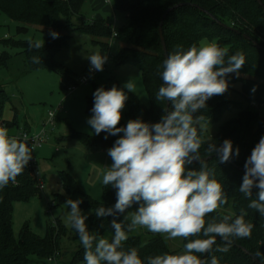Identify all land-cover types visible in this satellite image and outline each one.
Returning <instances> with one entry per match:
<instances>
[{"label":"trees","instance_id":"16d2710c","mask_svg":"<svg viewBox=\"0 0 264 264\" xmlns=\"http://www.w3.org/2000/svg\"><path fill=\"white\" fill-rule=\"evenodd\" d=\"M86 0H0V13L6 14L10 19L22 23L20 28L25 30L28 26H42L51 28L46 31L47 41L43 48L37 50L29 48V40H1L6 46L19 47L20 54L25 57L28 71L52 69L62 76L63 87H68L76 82L73 71L57 60V54L65 48L74 32L87 34L93 38V42L100 44L105 49L109 48V40L116 37L120 46L116 53L118 64L133 63L141 71L145 89L149 97V105L140 102L133 92H127L126 120L121 119L118 127H125L131 119H141L147 123L159 122L164 110H170L168 103L157 101L156 93L161 86V71L163 61L166 59L163 51L159 26L163 13L171 6L178 3H187L176 8L165 19L163 31L168 47V54L172 53L177 45L187 50L191 45L199 46L204 39L215 41L221 47H228V55L241 52L245 56V64L239 70V75L231 73L228 80H240L243 84L242 93L256 104L263 102L264 93V10L258 0H113L115 6L126 15V23L119 30L117 36L113 35V22L105 18H88L83 13ZM264 3V0H262ZM111 2V0H110ZM198 5L209 13L194 6ZM78 23H74V20ZM108 24H110L108 26ZM117 29V28H116ZM52 32L58 33L53 37ZM248 35L257 41V46ZM107 39V40H106ZM106 40V41H105ZM34 42V41H33ZM39 56L40 64H33L31 57ZM11 55L6 51H0V68L8 67ZM245 76V77H243ZM255 87V91L252 89ZM230 89V88H229ZM229 89L224 95H217L207 101V108L195 113V116L204 115L206 121H217L223 113L236 102L229 97ZM11 100L4 85L0 82V127L12 126L17 119L7 122L3 119L7 103ZM87 112L92 114L94 97L87 101ZM256 106V105H255ZM248 106L239 111L236 118L221 126L217 135L207 139L201 132L205 144L200 149L201 157L206 158L209 168L215 169L216 178L223 184L228 197V203L222 206L218 212L212 213L208 219H219L225 214L239 215L240 210L247 212L246 221L254 227L250 238L235 239L227 252L216 251L217 246L223 242L217 239L213 252L202 257L211 259L215 255L219 264H264V216L248 205L250 200L238 191L245 172L244 164L251 155L252 149L264 136V117L258 111V107ZM255 108V109H254ZM72 136L80 139L90 150H109L114 142L123 135H108L101 132L99 135H88L72 130ZM107 135V139L105 136ZM225 139L233 142V148L240 149L238 157L226 163H220L215 154H207V143L222 144ZM29 143V142H28ZM30 145V143H29ZM189 169H199V162H193L186 166ZM17 183L9 184L0 190V264H38L46 260L53 261L57 258L60 246V233L63 230L59 225L48 226L44 237L38 236L27 225L23 227L19 237L14 233L13 210L14 202L27 201L40 194L41 187L35 174V169L29 165L23 174L17 178ZM64 185L70 192L80 191L72 176H64ZM257 189H253V199L256 198ZM83 205L90 210L88 229L99 235L111 239L114 229L111 221L114 217L97 218L92 211L104 205L111 207L116 202V190L103 186L101 200H95L84 194ZM134 204L132 207H138ZM128 210H126L127 212ZM125 212V213H126ZM123 214L115 218L122 221ZM73 239L76 242L77 251L73 256L72 264H85L84 249L79 241L77 232L73 229ZM183 239L182 247L178 251H172L159 234H150L147 237L142 234L129 235L124 247H136L140 256L145 260L149 256L163 253L177 254L183 251V245L187 243ZM261 253L260 257L255 254ZM52 258L53 260H50Z\"/></svg>","mask_w":264,"mask_h":264},{"label":"clouds","instance_id":"9594fccd","mask_svg":"<svg viewBox=\"0 0 264 264\" xmlns=\"http://www.w3.org/2000/svg\"><path fill=\"white\" fill-rule=\"evenodd\" d=\"M51 35L55 38L59 34ZM43 45L44 41L29 42L30 49L39 50ZM228 52V47L216 42L193 44L187 50L177 45L163 61V83L156 93L157 101L167 102L170 110L165 109L156 123L131 119L125 127H118L127 92L135 91L131 80L123 88L113 85L107 90L103 86L95 90L92 116L87 123L96 135H123L108 150L112 163L105 167L101 181L104 187L116 190V202L111 207L101 205L92 210L97 218L114 217L111 239L88 229V216L79 207L82 200L65 201L70 209L65 224L77 232L85 264H145L138 248L124 247L130 233L138 228L168 239L188 241L182 252L149 256L147 264H219L215 255L210 260L202 258L213 252L217 238L223 245L217 246L216 251L227 252L235 239L251 237L254 225L246 221L244 209L239 215L208 219L228 203V197L215 169L209 168L201 157L200 149L205 144L201 132L206 127V117L194 115L207 108L209 99L224 95L229 89L227 76L239 75L245 64L243 53ZM87 58L96 71H103L108 59L99 53ZM31 62L40 64L41 58L33 56ZM27 141V137L19 139L10 135L8 128L0 127V190L17 183L32 160L35 144L30 146ZM206 153L215 154L220 163H226L238 157L240 149H234L233 142L225 139L220 145L208 142ZM194 161H199L198 170L186 167ZM244 168L238 191L250 200L249 208L264 216V136L252 149ZM253 189L258 190L254 199ZM134 204L138 208L118 222L115 217ZM255 255L260 257L261 253Z\"/></svg>","mask_w":264,"mask_h":264},{"label":"rangeland","instance_id":"374dc122","mask_svg":"<svg viewBox=\"0 0 264 264\" xmlns=\"http://www.w3.org/2000/svg\"><path fill=\"white\" fill-rule=\"evenodd\" d=\"M83 13L88 18L99 16L115 23L117 30L126 23V15L118 9L113 0H86ZM78 23V20H74ZM24 26L10 19L6 14L0 13V41L1 40H29L47 41L46 31L51 28L42 26ZM72 38L69 44L57 54V60L73 71L77 80L90 66L88 56L99 53L107 56V67L99 71L93 79L75 90L69 91L62 85V76L52 69L28 71L25 57L20 54L19 47L6 46L0 43V51L11 55L8 67L0 68V82L6 88L11 100L7 103L3 119L7 122L17 119V123L6 126L10 135L27 133L30 137L45 131V142L35 150V174L39 184H42L40 194L27 201L14 202L13 223L14 233L18 238L21 230L27 225L38 236L44 237L48 226L59 225L63 230L60 233V246L58 257L38 264H72L73 256L77 251L73 239V228L66 226L65 217L70 211L65 206L69 198L84 201L85 195L95 200H101L103 195L102 175L106 166L112 163L108 150H90L78 138L72 136V130L88 135H96L87 123L92 114L87 112V101L93 97L95 90L103 86L106 90L113 85L123 88L127 80L135 84L134 94L141 103L149 105V97L145 89L142 73L133 63L118 64L116 53L120 41L113 37L109 40V48L94 43L93 38L87 34L68 31ZM107 40V39H106ZM105 40V41H106ZM215 42L204 39L201 43ZM245 77V76H243ZM229 81V97L236 105L227 109L217 121H207L202 131L207 139L217 135L221 126L236 118L239 111L248 106H255L264 117L263 102L256 104L247 99L242 93L243 84L240 80ZM127 92V89H124ZM255 109V108H254ZM50 112L54 114V124L49 123ZM127 106L122 111V119L126 120ZM73 177L80 191H68L64 185V176ZM63 189V194L61 193ZM82 213L88 216L90 210L83 202L79 205ZM132 207L127 212L135 211ZM125 213V215L127 214ZM124 215V216H125ZM123 216V219H124ZM122 219V220H123ZM142 234L147 237L152 234L144 228H138L130 235ZM172 251H178L183 244L182 238L168 239L162 235Z\"/></svg>","mask_w":264,"mask_h":264},{"label":"built area","instance_id":"2783aa9c","mask_svg":"<svg viewBox=\"0 0 264 264\" xmlns=\"http://www.w3.org/2000/svg\"><path fill=\"white\" fill-rule=\"evenodd\" d=\"M107 1L110 2V0H107ZM115 23L112 24L111 26H112V30H113V35L117 36V29H116ZM109 25L110 24H108V26ZM107 62L108 61L105 62L104 66H103V69H106ZM98 72L99 71H96L95 69H92L91 65H90L89 67H87V71L80 78H78L74 84L69 85L67 87V89L69 91H73L78 86L89 83ZM49 115H50V118H49L48 122L51 123V124H54V119H53L54 118V114L52 112H50ZM1 127H5V126H1ZM44 134H45V131L44 132L42 131V132H40V133H38L36 135H33L31 137L26 132L21 134V135H14L15 137H17L19 139H23L24 137H27L28 138L27 142L30 143V146L32 144H35V148H34V150L32 152V160L28 164L32 168H34L35 164H36V158H35V154H34L35 150H36L37 147L41 146L45 142V137H44L45 135ZM40 187L41 188L43 187L42 184H40ZM50 260H53V259L50 258Z\"/></svg>","mask_w":264,"mask_h":264},{"label":"water","instance_id":"95a60500","mask_svg":"<svg viewBox=\"0 0 264 264\" xmlns=\"http://www.w3.org/2000/svg\"><path fill=\"white\" fill-rule=\"evenodd\" d=\"M258 2H259V4L262 6V8H263V10H264V3H263V1H262V0H258ZM185 4H187V3H178V4L174 5V6L169 7V8L163 13V16H162V19H161V22H160V26H159V33H160V38H161V43H162L163 51H164V53H165L166 58H167V56H168L169 54H168V47H167V43H166V40H165L164 31H163V25H164L165 19L167 18V16H168L172 11H174L176 8H178V7H180V6H183V5H185ZM194 6L200 8L202 11H205V12L209 13V12H208L206 9H204L203 7H200V6H198V5H194ZM209 14H210V13H209ZM210 15H211V14H210ZM211 16H212L213 18H215L213 15H211ZM245 37L248 38V39H250V40H252L257 46H260V44H259L257 41L253 40V39L250 38L248 35L245 34ZM168 106H169V105H168ZM209 158H211V156H210V157L203 158V159H204V160H207V159H209ZM194 162H199V161H194ZM244 170H245V169H244ZM217 239H219V238H217Z\"/></svg>","mask_w":264,"mask_h":264},{"label":"crops","instance_id":"0c3cea01","mask_svg":"<svg viewBox=\"0 0 264 264\" xmlns=\"http://www.w3.org/2000/svg\"><path fill=\"white\" fill-rule=\"evenodd\" d=\"M97 18H103V17L99 16V17H97ZM17 135H18V134H17Z\"/></svg>","mask_w":264,"mask_h":264}]
</instances>
